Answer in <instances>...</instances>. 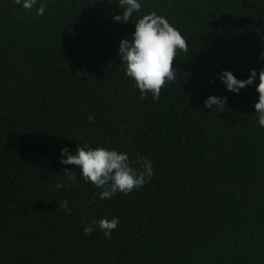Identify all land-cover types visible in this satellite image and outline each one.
Wrapping results in <instances>:
<instances>
[{"label": "trees", "instance_id": "1", "mask_svg": "<svg viewBox=\"0 0 264 264\" xmlns=\"http://www.w3.org/2000/svg\"><path fill=\"white\" fill-rule=\"evenodd\" d=\"M139 2L121 23L119 0H37L30 12L0 0V264H264V128L254 108L264 0ZM152 11L188 47L159 99L142 98L118 52ZM249 69L257 77L238 94L218 75L243 80ZM210 95L226 96L225 108L204 107ZM85 143L127 153L136 169L147 157L153 175L101 200L60 162L62 148ZM65 168L76 172L71 187ZM113 217L111 239L98 225L84 235L82 221Z\"/></svg>", "mask_w": 264, "mask_h": 264}, {"label": "clouds", "instance_id": "2", "mask_svg": "<svg viewBox=\"0 0 264 264\" xmlns=\"http://www.w3.org/2000/svg\"><path fill=\"white\" fill-rule=\"evenodd\" d=\"M16 5H21L23 9L32 11L37 4V0H14ZM45 4H41L36 11L37 15H43ZM118 7L122 15H114L113 19L117 22H128L134 13L141 10L139 0H119ZM178 51L187 52V42L180 31L169 21L152 11L143 15L135 22V31L130 39H121L119 44V55L122 64L125 65V72L135 82V86L140 90L142 98H146V93H151L153 99H159L161 90L165 85L176 79L177 70L174 67ZM260 58L264 59V52L260 53ZM250 75L247 79H238L229 70H222L219 75L221 81L226 85L227 90L239 93L240 89L252 85L257 77L255 69H249ZM259 83L256 91L259 94L258 101L255 103V113L258 124L264 128V68L259 71ZM227 97L210 95L204 103V107H217L213 110L225 108ZM203 111V110H202ZM219 112V111H218ZM91 123L95 122L93 116H89ZM60 162L64 165H75L80 170V174L85 182L92 183L96 188L101 189L100 199H111L115 194H129L133 189H139L149 182L153 175L152 162L143 157L138 161L140 167L136 169L131 166L127 153L118 152L115 149H108L102 146L91 147L87 143L83 146L78 144L74 154L69 153L67 147L61 150ZM64 178L71 182L69 187L76 182V172L64 169ZM57 190L63 189L64 184L55 185ZM95 200H89V205ZM59 206L67 212L68 201L59 202ZM85 224L84 235H90L94 231V226L98 225L107 239L112 238V231L117 228L120 220L118 217L111 219H93L91 222L82 221Z\"/></svg>", "mask_w": 264, "mask_h": 264}]
</instances>
